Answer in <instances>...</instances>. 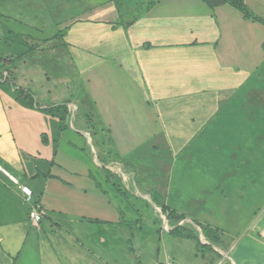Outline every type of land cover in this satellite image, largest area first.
Masks as SVG:
<instances>
[{"label":"crops","instance_id":"0c3cea01","mask_svg":"<svg viewBox=\"0 0 264 264\" xmlns=\"http://www.w3.org/2000/svg\"><path fill=\"white\" fill-rule=\"evenodd\" d=\"M55 1L58 5L56 8L69 9L75 3L76 6L86 5L83 8L87 10V15L77 12V17L71 21L69 28L71 37L74 40L77 38L79 43L83 42L87 47L86 50L85 47L83 50H76L85 54L81 59L86 58L87 62L76 60V64L87 63L88 69L83 73L92 71L101 74H96L97 78L93 80L104 82L106 85L103 86L108 88L107 91L100 88L96 90L97 96L88 89L89 98L99 102L101 98L107 101L108 97L105 96L111 93L119 99L120 104H127L129 93L135 99L132 101L134 105L138 102V95L143 94L145 97L146 90L152 103L159 102L160 98H152L153 95L155 97V90H162V94L172 89L174 83L176 87L182 84L178 88L186 95L182 96L183 100L165 102L172 106L181 101L182 105L194 102L199 110L198 113H192L189 106H186L182 112L174 114L177 117L171 115L173 108L167 109L164 115L160 110V117L169 118V125H165L167 134L173 135L179 143L184 138L187 144H184L183 151L178 155L180 161H172L166 175L168 188L165 203L160 201L158 193L147 196L135 193L128 198V202L127 195L116 198V195L112 196L110 193L111 197L106 193L107 187H110L111 173L118 169L120 176L126 181V176L130 174L125 171L127 163L110 161L108 157L102 160L96 157L89 163L78 165H74L72 161H63L60 158L61 134L58 135L57 147L50 145V148L45 147L43 150V153L48 154V162L42 163L46 172L35 169L30 173L23 167L20 171L15 170L17 173L14 175L0 165V174L7 179L0 180V184L9 188L11 193L13 190L9 182L12 186H18L19 191H22L20 186L30 188L33 191V201L39 204L42 216L39 222H35L31 217L34 209L32 201H25V197L18 199L22 222L35 227L39 233H45L48 228L52 231L61 229L68 222L70 225L76 224L71 232L75 233L73 239L76 238L81 247L87 250L88 246L89 253L90 250H95L96 256H100L104 264H124L121 253L117 252L119 249L124 248L127 256L131 253V260L133 250L137 252V259L138 252L143 255L144 241H138V232H142L145 226L138 227V212L142 209L141 206L154 204L162 214L168 215L163 221L168 237L177 240L184 248V240L197 245V251L202 249L203 252H198L195 256H201L203 264H264V181L261 185L256 182V169L263 167L261 159L264 162V93L257 90L256 98L254 92L255 98L251 105L249 97L244 99L246 107L243 112L235 110L232 101L233 91L241 88L247 81L246 77L238 81L243 69L255 74L264 67V35L261 44H253L254 34L249 29H258L259 24L264 25L246 18L244 13L229 3L211 7L204 0H140L142 5H155L126 23V27L112 30L110 20L122 16L116 13L115 2ZM111 12V17L106 16L111 15ZM78 20L83 22L75 24ZM100 36L108 37V41L99 39ZM70 58L74 62L72 55ZM211 77L213 82L210 90L213 93L221 92L218 94L221 98L217 97V101L210 98L190 99L191 95L194 97L196 93L206 92V87L200 88L202 92L191 91L190 83L207 82ZM224 79L227 86H214V83H221ZM244 95L249 96L247 93ZM8 100L9 98L6 102L9 104ZM109 100L113 99L110 97ZM212 104L219 107L214 112L207 113ZM256 108H259L257 113L254 112ZM31 114L35 119H49L46 114ZM127 118L125 114L120 115L121 120L125 121ZM131 119L138 121V114L134 113ZM256 120L262 121L263 128L255 127ZM31 122L28 127L34 128V121L33 124ZM178 122H181V126H176ZM159 128L162 131L164 125L159 124ZM104 129L105 127H101L100 131ZM80 132L93 140V132H90L89 127ZM161 133L164 134V130ZM51 136L49 134V138ZM187 138L190 139L188 142ZM92 146L95 152V145ZM130 146L132 153H138L137 144ZM171 157L175 158L173 155ZM213 164H217L214 174L218 175L216 185L221 188L218 198H214L211 186L214 182L211 183L210 178H207L210 174L207 166ZM89 165H96L98 173L94 169L90 171ZM153 167L154 165L151 168ZM155 169L158 172L164 170V166ZM200 170L204 172L201 178ZM114 179L117 178L112 180ZM255 183L259 186L256 189ZM216 189L219 187L216 186ZM153 216L156 218L159 214L155 213ZM128 217L131 219L126 220ZM97 231H101V234ZM127 232L129 237L125 235L122 241L121 238L118 239L119 235ZM231 232H234L235 238H231V241L224 238L225 234L229 236ZM128 238H132L134 242ZM165 240L166 238H162V241ZM187 247L188 252H191V248L196 249L195 246ZM214 254L219 256L218 261ZM151 258L154 264V254ZM176 262H182L178 255L167 254V259L165 256L159 258L155 264Z\"/></svg>","mask_w":264,"mask_h":264},{"label":"rangeland","instance_id":"374dc122","mask_svg":"<svg viewBox=\"0 0 264 264\" xmlns=\"http://www.w3.org/2000/svg\"><path fill=\"white\" fill-rule=\"evenodd\" d=\"M103 1L107 0H95L94 2ZM111 1L115 2L116 13L124 17L110 20L112 30L133 21L155 5H148V7L147 4L142 5L143 2L140 0ZM241 2L255 17L264 22V0H234V5L241 4ZM56 4L55 0H0V60L6 58L14 60L11 67L0 62V83L2 84L0 85V165L14 175L17 173L15 170L20 171L23 167L26 168V172L30 173L35 169H39V172H46L42 163L48 162L46 158L48 154L43 153V150L45 147L50 148V145L57 147L59 136L62 134L60 137V158L63 161H72L74 165H78L89 163L96 157L100 160L108 157L110 161L127 163L125 171L130 174L126 176L129 178H126V181L120 176L121 172L118 169L112 171L110 189L107 187L106 192L110 196L111 194L112 196L116 195L117 198L119 195H127L126 201L128 202V198L135 193L138 196L158 193L160 201L165 203L168 188L166 175L170 171L171 162L180 161L181 158L178 155L187 144H185L184 138H181L182 141L179 143L173 135L167 134L165 125L167 123L169 125V118L160 117L162 114L160 110L164 115L167 113V109L173 108L171 115H176L189 106L190 112L198 113V106L194 102L183 104L184 106L181 104L182 101L173 106L165 102L184 99L182 96L186 93H182L183 90L178 88L182 85L181 83L178 87L172 83V89H168L162 94H160L162 90L156 89L155 97L154 95L152 97L150 92L152 98L161 99L159 102L154 101L153 103L146 90L145 97L143 94L138 95L136 99L138 102L134 105H132V101L135 99H132L129 93H127V104H120L119 99L111 93V95L108 93V96H105L108 97L107 101L101 98L99 102L89 98L87 96L88 89L97 96L96 90L100 88V90L107 91L108 88L105 89L104 82L93 80V78H97L95 75L98 73L92 71L83 73L88 69L87 63L76 64V60L86 61V58L81 59L85 54L76 50L81 48L83 50L84 47L86 50L87 47L83 42L79 43L77 38L74 40L71 37L69 28L71 21L76 19L77 12H84V15H87V10L83 8L86 5L78 4L76 6L75 3L73 7L64 9L63 7L56 8L58 6ZM106 16L111 17L112 12L111 15ZM82 22L83 20H78L75 24ZM242 25L241 21L240 26ZM259 26L261 29L249 27L254 34L253 44L256 43V45L261 44L264 35V26L260 24ZM99 39L108 41L106 36H100ZM95 47L102 48L103 46ZM8 70L14 72L12 85L3 84L10 77ZM243 70L238 81L243 77H246L247 81L241 88H236L233 91L232 101H234L233 108L235 110L240 109L244 99L248 97L251 105L255 98L254 92L257 98V90L264 93V67L255 74ZM213 77L207 82L190 83V90L195 93L202 92L200 88L206 87L204 94L196 93L194 97L189 96L190 99L210 98L217 101L218 94L221 92L213 93L214 91L210 90ZM90 83L92 84L90 85ZM227 85L225 79L221 83H214L217 88ZM138 86H140V82H138ZM25 92L27 98L23 96ZM222 93L225 94V92ZM245 93L249 96L244 95ZM109 96L113 100H109ZM8 98L9 104L6 102ZM222 98L224 99V96ZM216 107L219 105L212 104L207 113L214 112ZM30 112L46 114L49 119L46 117L35 119ZM134 113L138 114V121L131 119ZM123 114L128 117L125 121L120 119V115ZM30 121L32 124L34 121V128L31 127L34 131L28 127ZM159 124L164 125V134L161 133L163 130H159ZM180 124L181 122H178L176 126H181ZM88 127L90 132H93V140H89L84 136V133L80 132ZM101 127H105V129L100 131ZM49 134L52 135L51 138H49ZM189 140V138L186 139L187 142ZM92 144L95 145V152ZM133 144L138 145L136 154L129 150L130 145ZM97 147H100V150H97ZM131 153L133 155L130 156ZM172 155L175 157L174 159H171ZM260 163L263 164V167L256 169L258 185L264 181L262 180L264 179L262 159ZM152 165H154L153 168H151ZM161 166H164V170L156 172L155 167ZM88 167H90V171L94 169V172L98 173L96 165ZM207 170L210 172L207 178H210L211 183L214 182L211 185L215 193L214 198H218L221 195V188L216 185L218 175L214 174L217 164L207 166ZM203 173L200 170V178ZM211 175L213 176L210 177ZM113 178L117 179L112 180ZM2 179L7 180L0 174V180ZM9 184L13 193L9 188L0 184V264H104L100 256H96L95 250H90L91 253H89L88 246L86 250L77 243L76 238L73 239L75 233L71 231H74L72 227L76 224L70 225L68 222L64 223V227L61 229L52 231L48 228L45 233H39L35 227L22 222V215L18 210L20 205L18 199L24 198L25 195L20 193L22 191L18 190V186H12L11 182ZM258 185L255 183V189ZM216 186L219 187L218 190H215ZM24 200L26 201V197ZM31 201L33 206L37 204L35 200L33 201V197ZM229 202L231 201L229 200ZM262 204H264V199ZM37 205L39 207V204ZM141 208L138 212V227H145L142 232H138V241L139 239L144 241L142 243L143 255L141 256V253L138 252L137 259V252L133 250L131 260L129 258L131 253L127 256L124 248L119 249L117 252L121 253V257L125 261L124 264H153L151 258L153 254L154 264L157 259L164 256L167 259V254L178 255L182 261L179 262L180 264H203L201 256H195L198 252H203L202 249L197 251V245H191L189 241L184 240L182 241L185 244L184 248L177 240L168 237L167 230L163 226V221L168 215L162 214L154 204L148 207L141 206ZM155 213L159 214L156 218L153 216ZM124 219L123 217L122 220L124 221ZM130 219L126 218V220ZM182 223L184 224V222ZM97 233L101 234V231H97ZM125 235L129 237L127 232L119 235L118 239L121 238L122 241ZM162 238H166V240L162 241ZM224 238H229L231 241V238H235L234 232L229 233V236L225 234ZM128 239L132 240V238ZM132 242L134 241L132 240ZM187 246H195L196 249L191 248V252L190 250L188 252ZM214 257L216 261L219 260L218 255L214 254Z\"/></svg>","mask_w":264,"mask_h":264},{"label":"trees","instance_id":"16d2710c","mask_svg":"<svg viewBox=\"0 0 264 264\" xmlns=\"http://www.w3.org/2000/svg\"><path fill=\"white\" fill-rule=\"evenodd\" d=\"M204 1H205L206 3H208V5L211 6V7H214L215 5H217V4H221V3H229V4H232V5L235 4V3H234V0H204ZM234 7H236L239 11H241L242 13H244V15H245L246 18L264 24V22L261 21V20H259L257 17H255V16L251 13V11L248 10V8H247L246 6H243V5H242V2H241V4L234 5ZM258 20H259V21H258ZM0 62H3V64H4L5 66H9V67H11V66L14 64V60H13L12 58H6L5 60H0ZM8 72H9V74H10V77H9V79L6 80V82L3 83V84H5V85H12V77H13V75H14V72H12L11 70H8ZM0 85H2V84L0 83ZM0 87H1V86H0ZM25 94H27V93H26V92L23 93V96H24V97H25ZM25 98H27V97H25ZM245 107H246V105L243 104V106H242L239 110H241V111L243 112L244 109H245ZM258 109H259V108H256V109L254 110V112L257 113ZM255 127H256V128H259V129L263 128V127H262V121L259 122V121L256 120V122H255ZM181 218H182V217H181Z\"/></svg>","mask_w":264,"mask_h":264},{"label":"built area","instance_id":"2783aa9c","mask_svg":"<svg viewBox=\"0 0 264 264\" xmlns=\"http://www.w3.org/2000/svg\"><path fill=\"white\" fill-rule=\"evenodd\" d=\"M22 192L24 193L26 200L29 202L31 201L32 197H33V192L31 191L30 188L25 187V186H20L19 187ZM33 220L35 222H39L42 216V213L40 212V208L38 206H34L33 212L31 214Z\"/></svg>","mask_w":264,"mask_h":264}]
</instances>
